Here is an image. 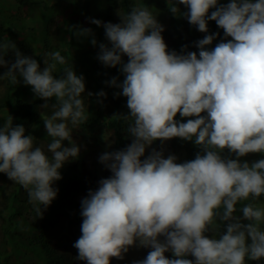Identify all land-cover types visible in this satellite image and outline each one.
<instances>
[{"label":"clouds","instance_id":"obj_1","mask_svg":"<svg viewBox=\"0 0 264 264\" xmlns=\"http://www.w3.org/2000/svg\"><path fill=\"white\" fill-rule=\"evenodd\" d=\"M169 13L184 18L202 38L170 49L159 13L145 3L118 10L119 22L89 17L104 29L73 26L78 39L98 48L104 81L125 97L119 116L130 138L98 161L111 174L81 200L77 260L112 264L132 248L148 249L132 264H249L264 260V0H167ZM214 21L221 31H210ZM9 54L13 59H9ZM24 54L0 39V80L30 86L49 101L44 117L48 142L38 144L24 124L0 123V173L22 186L36 216L57 198L61 169L79 159L74 133L89 120L90 103L103 105L108 92L87 89L61 51ZM58 66H63L58 70ZM122 77V79H121ZM179 116V118H178ZM180 138L198 149L181 160L168 152ZM158 142V143H157ZM250 154L260 158L249 160ZM171 253V256L168 255Z\"/></svg>","mask_w":264,"mask_h":264},{"label":"trees","instance_id":"obj_2","mask_svg":"<svg viewBox=\"0 0 264 264\" xmlns=\"http://www.w3.org/2000/svg\"><path fill=\"white\" fill-rule=\"evenodd\" d=\"M138 2L159 13L158 19L166 26L163 35L170 49L180 50L182 45L188 44L190 50H197L192 47V42L205 34L198 32L186 19L172 16L167 0H0V39L15 41L26 55L37 54L42 66L44 54L61 51L73 66L75 64L77 72L85 75L89 91L103 89L108 92L103 105L96 103V97L85 98L86 103L91 101L90 115L87 123L80 127L86 136L97 138L96 130L105 125L114 132L117 148H123L130 142L119 116L127 112L126 98L114 97L116 89L107 87L104 81L118 75V70L105 69L96 59L98 48L86 38L78 39L73 26L92 27L96 38L104 41V29L90 24L88 18L118 22V10H127ZM209 28L212 32L221 31L222 35L214 21L209 22ZM9 59H13L11 54ZM62 68L58 66V70ZM5 70L0 68V72ZM43 103V100L35 98L30 86L22 82L12 85L6 79L0 80V123L12 115L14 123L24 124L28 133L37 137L38 144L48 142L41 114L44 117L50 115L55 101H49L47 109L40 107ZM168 146L182 155L181 160L194 158L198 151L194 144L180 138L168 141ZM246 158L260 157L250 154ZM84 162L85 151L81 150L79 159L61 169L63 178L55 185L59 188L58 196L42 218L34 213L22 186L0 173V264H86V261L76 259L78 252L68 237H59L55 233L61 222L71 226L82 224V196L98 186L97 179L87 177ZM261 200L264 202V197ZM249 264H264V260L249 261Z\"/></svg>","mask_w":264,"mask_h":264},{"label":"rangeland","instance_id":"obj_3","mask_svg":"<svg viewBox=\"0 0 264 264\" xmlns=\"http://www.w3.org/2000/svg\"><path fill=\"white\" fill-rule=\"evenodd\" d=\"M117 21L119 22V16L117 12ZM104 134L114 141L113 150L119 149L115 146L116 137L114 132L107 128L105 125H102L101 128L96 130V137L94 136H86L84 132L81 131V127H79L76 132L74 133V138L77 139L79 143L83 145L82 150L85 151V168L86 172L88 173V178L92 179L95 178L98 181L103 178L109 176L111 173L104 168L102 164L99 163L98 157L99 155L106 150V143L103 139ZM99 136V138H98ZM130 143V142H129ZM158 143V142H157ZM126 146V145H125ZM124 146V147H125ZM166 148L168 152H172L177 154L180 159H182V155L177 153L169 148L168 142L166 144ZM87 194H84L82 198H84ZM81 225H69L67 222L59 223L55 233L57 236H66L68 237V241H70L72 246L74 242L80 237L81 235ZM73 249L77 252V249L73 247ZM148 249H140V248H132L126 254L124 260H116L113 259L112 264H132V261L136 259H142L146 256Z\"/></svg>","mask_w":264,"mask_h":264}]
</instances>
